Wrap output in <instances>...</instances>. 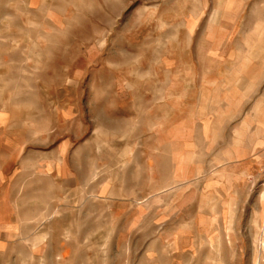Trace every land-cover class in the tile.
<instances>
[{"label": "rangeland", "instance_id": "obj_1", "mask_svg": "<svg viewBox=\"0 0 264 264\" xmlns=\"http://www.w3.org/2000/svg\"><path fill=\"white\" fill-rule=\"evenodd\" d=\"M0 167V264H264V0H0Z\"/></svg>", "mask_w": 264, "mask_h": 264}, {"label": "crops", "instance_id": "obj_2", "mask_svg": "<svg viewBox=\"0 0 264 264\" xmlns=\"http://www.w3.org/2000/svg\"><path fill=\"white\" fill-rule=\"evenodd\" d=\"M39 167H40V165H39ZM45 165H42V167H40V168H42V170H43V175H46L45 174ZM1 168V167H0ZM0 179L2 180V169H0ZM2 186H3V184H2V182L0 181V195L2 194ZM113 190H115L116 191V193L119 191L120 192V186H119V189L117 188V190H116V187L115 186H113ZM114 191V192H115ZM115 199V198H114ZM118 199H120V197L118 198ZM2 228H4V226L2 225V224H0V230L2 231Z\"/></svg>", "mask_w": 264, "mask_h": 264}]
</instances>
